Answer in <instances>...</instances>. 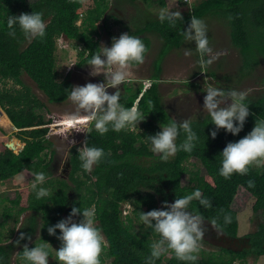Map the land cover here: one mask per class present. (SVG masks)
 Instances as JSON below:
<instances>
[{
  "label": "trees",
  "instance_id": "16d2710c",
  "mask_svg": "<svg viewBox=\"0 0 264 264\" xmlns=\"http://www.w3.org/2000/svg\"><path fill=\"white\" fill-rule=\"evenodd\" d=\"M136 1L92 0V5L85 9L84 0H0V82L12 81L22 86L21 89L0 87V106L17 129L16 137L22 142L20 150L5 146L0 151V182L4 183L26 170L33 174L42 171L47 176L42 186L48 189L47 196L41 199L31 194L26 198L25 205L22 204V195L12 200L14 207H17L15 216L11 208L5 210L4 217L12 218L15 222L18 216L26 212L30 214L12 242L5 243L0 234V264H13L14 255H17L16 263L26 264L22 256L25 244L31 248L35 244L46 243L51 257V246H61L57 238L60 230H56L57 235H50L47 227L55 225L65 215L69 216L74 206L83 209L93 205L97 226L107 241L100 255V264H106L107 260L111 264H145L150 245L159 239V234L140 220V212L159 209V205L164 208V201L174 202L177 197L191 194L197 189L201 197L192 200L190 209L199 213L218 237H228L236 247H221L219 251L200 249L198 259L194 262L181 261L172 250H168L155 260V264H237V261L239 264H248L249 257L264 256V166H251L246 174L234 173L230 179L219 174L220 153L227 143L247 135L256 120H264V91L260 95L247 94L246 103L249 104L250 114L238 135L216 129L208 114L189 119L199 136L197 146L192 152L179 151L167 162L161 161L159 155L151 151L146 140L147 136L161 130L162 123L175 120L163 105L157 79L169 52L186 43L181 32L187 29L191 16L209 20L216 18L230 27L232 46L240 55V75L250 77L264 65V0H201L192 4L189 10L181 12L183 20H178L175 26L167 21L161 23L158 15L151 13L139 17L133 28L127 26L131 35L140 37L145 43V57L152 47L151 34H157L165 43L155 61V81L145 92L144 86L139 85L136 89L126 87L128 95L123 96L126 107L137 102V108L145 119L139 130L130 127L116 132L110 128L103 135L92 124L84 142L87 140L90 146L102 147L110 155L89 173L80 167L78 148L74 147L69 157V178L54 177V143L48 138L49 122L39 113L46 108V103L24 84L22 76L27 74L49 103L66 102L73 83L69 77L59 80L57 40L65 36L80 43L81 59L78 66H84L101 46V24L107 29L113 3L135 4ZM158 2L166 8L165 0ZM33 11L43 14L47 24L46 35L27 40L18 27L15 37L9 35L8 17ZM210 74L213 77L217 75L215 71ZM212 130H217L215 138L211 136ZM3 133L0 125V135ZM183 139L181 134L177 142ZM143 159H148L149 164L143 163ZM191 159H197L205 173L200 169H189L187 163ZM187 174L190 176L188 186L183 185V178ZM249 180L254 181V186H249ZM56 184L59 187L56 188ZM240 187H244L255 198L254 212L262 211L263 214L257 230L244 237L238 235V215L232 208ZM203 198L209 200L210 207L200 204ZM127 204L131 205L132 212L124 215L123 207ZM225 214L231 216L230 223L224 222ZM81 219L82 214L76 216V222ZM213 220L217 223L213 224ZM22 232L26 238L20 240ZM17 240H20L19 244ZM49 264L61 262L49 261Z\"/></svg>",
  "mask_w": 264,
  "mask_h": 264
},
{
  "label": "clouds",
  "instance_id": "9594fccd",
  "mask_svg": "<svg viewBox=\"0 0 264 264\" xmlns=\"http://www.w3.org/2000/svg\"><path fill=\"white\" fill-rule=\"evenodd\" d=\"M158 19L161 23L167 21L168 24L175 26L178 20H183V16L179 10L162 9ZM7 26L9 35L15 37L18 27L27 40L43 38L47 28L43 14L38 11L10 15ZM181 35L185 41L195 42L201 67L211 65L223 54L214 52L210 46L207 25L201 18L192 15L190 24L186 30L183 29ZM146 52L147 48L143 40L128 32L122 33L119 37H113L110 47L107 45L98 47L88 59L87 64L91 66L92 76L103 73L106 82H88L85 85L72 86L68 91L67 99L87 115L84 118L74 116L68 119L65 122L67 127L88 132L85 129L91 121L95 130L103 135L110 128L120 132L138 125L145 116L138 110L137 102L131 107H126L121 102L119 85L129 80L131 66L142 63ZM185 54L190 55L191 50H186ZM138 82L139 85L145 86L143 92L151 84L150 79ZM109 87L115 88L116 91L109 93L107 90ZM203 91L206 92L203 108L216 129H224L233 135H238L250 114L249 104L246 103L247 93L237 89L218 88L206 82ZM2 113L3 110L0 108V114ZM181 134L184 139L178 143ZM216 135L217 130H212V138ZM146 140L150 144L151 151L158 154L161 161L167 162L179 151L192 152L199 142V136L193 130L190 120L184 119L179 122L172 120L162 123L161 130L147 136ZM75 143L73 140L72 144L75 145ZM108 155L110 153H106L102 147L90 146L87 140L82 147L78 148L80 167L89 173ZM220 155L222 159L219 174L225 179H230L234 173L246 174L251 166H264V120H256L253 129L238 141L228 142ZM46 180L47 176L44 172L34 173L31 189L36 199L47 196L48 189L42 186ZM248 183L250 187L254 186V181L249 180ZM200 197L201 192L197 189L191 194L177 197L174 202L164 201L162 209L140 212V220L152 228L154 233L159 234V239L154 240L150 245V254L146 257L145 264H155V260L168 250H172L176 258L181 261L194 262L198 259L197 253L201 248L205 221L199 213L190 209L189 205L194 198ZM200 204L205 207L211 206L207 198L200 199ZM80 214L82 219L75 222L73 217ZM231 219L229 214H225L226 224L230 223ZM212 223L217 222L213 220ZM57 229L60 230L57 238L61 241V246L55 249L56 260L61 264H100L105 240L102 230L97 226L94 205L83 209L74 206L67 218L47 227L50 235H57ZM25 238V233L22 232L20 240ZM27 239L30 240L31 237L28 236ZM20 240L16 243L19 244ZM22 256L26 264H49L50 253L46 243L35 244L31 248L25 244Z\"/></svg>",
  "mask_w": 264,
  "mask_h": 264
},
{
  "label": "rangeland",
  "instance_id": "374dc122",
  "mask_svg": "<svg viewBox=\"0 0 264 264\" xmlns=\"http://www.w3.org/2000/svg\"><path fill=\"white\" fill-rule=\"evenodd\" d=\"M165 1L167 4L166 8L161 7L158 0H137L135 4L123 2L113 3V9L108 15L111 18L107 29L101 24L103 37L100 44L110 47L113 37H119L122 33L128 32L127 26L133 28L135 23L138 22V18L144 17L147 13L158 15L162 9L185 12L190 9L191 4L198 3L201 0H191V4L187 6L184 4H175L172 0ZM91 5L92 0H84L85 9ZM203 20L207 25L210 46L213 48L214 52H222L223 54L209 65L208 68L205 66V68L201 67L199 64V54L195 50V42L186 41L181 48L172 50L165 57L162 63V72L157 79L163 105L167 113L178 122L184 119H197L207 114L206 110L203 108L204 96L206 95V92L203 91L205 82L222 89H237L244 91L253 96L260 95L264 91V81L262 80L264 76V65L257 68L250 77L241 76L239 69L241 65L240 55L237 49L232 46L229 34L230 27L222 20L220 21L216 18H211V20L203 18ZM150 38L152 40V47L144 61L137 66L132 65L129 70V80L119 85L122 103L124 102L123 96L128 95L126 87L130 88L133 86L131 88H138L140 84L138 82L139 80L150 79V83L155 81V61L160 51L165 47V43H163L162 39L155 33L151 34ZM81 47L82 45L80 43L71 41L65 36L57 40V69L59 80L69 77L73 85H85L88 82H106L105 74L101 73L98 76H92L90 74V65L85 64L81 67L78 66L81 59L79 56ZM186 50H191V54L186 55ZM212 71L217 73L216 77L210 74ZM22 80L26 86H29L30 89L46 103V108L40 110L39 113L49 122L50 134L48 138L54 143L53 149L55 150V154L53 156L52 173L55 178L67 179L69 178V172L63 174V171L66 167L65 165L68 164L70 151L74 147L80 148L83 146L87 132L69 128L65 122L74 116L77 118H84L87 113L83 110H78L69 100L64 103H49L45 95L38 89L37 85L27 74L22 76ZM133 81H135V85H133ZM145 84L148 83L145 82ZM140 86L143 85L141 84ZM0 87L21 89L22 86H18L12 81H7L5 83L0 82ZM107 90L109 93H114L116 91L115 88L111 87ZM230 102L231 101H229V103ZM144 119L141 120L138 125L132 126V128L139 130ZM91 124L92 122L89 121L85 129L86 131H88V127H90ZM53 125L59 126V128ZM1 127H3V125H1ZM5 130L6 131L0 135V151L5 146L7 147L8 144H14L12 141H15V146H17L19 144L18 141H20L16 137L17 130L14 127ZM73 140L76 142L75 145L72 144ZM141 161L145 164H149L148 159H143ZM187 166L189 169H200L202 173H205V169L197 159H191L187 163ZM33 178L34 174L32 172L24 171L4 183L0 182V234H2L1 239H3L5 243H10L14 240L25 218L30 214V212H26L21 216L17 215L18 221L15 222L12 218L4 217L5 210L11 208L12 214L14 216L17 214V207H14L12 200H15L19 195L23 196L22 204L25 205L27 203L26 198L34 194L31 189ZM183 185H190L189 174L184 176ZM55 186L56 188L59 187L57 184ZM71 197H73V194ZM254 204L255 198L252 194L244 187H240L232 204L233 210H235L238 215L239 237H244L256 231L258 225L263 220L262 211L254 212ZM130 206V204H127L123 207L125 210L124 215L131 214L132 207ZM159 209H162L161 205H159ZM67 217L68 216L65 215V218ZM73 219L76 222V216L73 217ZM205 232L207 231H204V242L200 243V249L219 251L221 247H236L233 245V240L228 237L224 239L223 237H218L217 234L208 236ZM104 240V244L107 245L105 237ZM59 247V244L51 246L52 256L49 257L50 263H59V261L55 259V249H59ZM16 257L17 255H14L13 264H18L16 263ZM106 264H111L110 260H107ZM237 264H239L238 261ZM248 264H264V256L260 258L249 257Z\"/></svg>",
  "mask_w": 264,
  "mask_h": 264
},
{
  "label": "bare ground",
  "instance_id": "6f19581e",
  "mask_svg": "<svg viewBox=\"0 0 264 264\" xmlns=\"http://www.w3.org/2000/svg\"><path fill=\"white\" fill-rule=\"evenodd\" d=\"M0 122H1V124H3V126H5L6 128H9V127H11V123H10V121L8 120V118H7V116L5 115V114H0ZM60 123H62V122H60ZM55 126V125H54ZM61 126H64V125H61ZM55 127H57V128H59V126H55Z\"/></svg>",
  "mask_w": 264,
  "mask_h": 264
},
{
  "label": "crops",
  "instance_id": "0c3cea01",
  "mask_svg": "<svg viewBox=\"0 0 264 264\" xmlns=\"http://www.w3.org/2000/svg\"><path fill=\"white\" fill-rule=\"evenodd\" d=\"M134 82H135V81H133V85H135ZM138 86H139V85H138ZM131 87H133V86H131ZM3 114L6 115V113H5L4 111H3ZM6 116H7V115H6ZM7 118H8V116H7ZM8 120L10 121L9 118H8ZM10 123H11V122H10ZM1 125H3V124H1ZM11 127H14V125L11 124ZM11 127H10V128H11ZM2 128H3L4 132L6 131L5 129H10V128H6L5 126H3ZM12 142L15 144V141H12ZM18 142H19V144H18L17 146H15L14 144H12V146H14V148H15L14 150H20V149H22V143H21L20 141H18ZM8 145H11V144H8ZM8 145H7V147H9ZM18 147H19V148H18ZM9 148H10V147H9ZM26 171H27V170H26ZM22 173H23V172H22Z\"/></svg>",
  "mask_w": 264,
  "mask_h": 264
},
{
  "label": "flooded vegetation",
  "instance_id": "af4514ba",
  "mask_svg": "<svg viewBox=\"0 0 264 264\" xmlns=\"http://www.w3.org/2000/svg\"><path fill=\"white\" fill-rule=\"evenodd\" d=\"M204 231H207V232H205V233H207L208 234V236H212V235H215V234H217V232L214 230V229H211V228H209V226H207L206 225V223L204 224Z\"/></svg>",
  "mask_w": 264,
  "mask_h": 264
},
{
  "label": "built area",
  "instance_id": "2783aa9c",
  "mask_svg": "<svg viewBox=\"0 0 264 264\" xmlns=\"http://www.w3.org/2000/svg\"><path fill=\"white\" fill-rule=\"evenodd\" d=\"M175 4H184V5H188L191 4V0H172ZM192 5V4H191ZM191 7V6H190ZM54 126V125H53ZM50 134V131H49ZM48 134V136H49Z\"/></svg>",
  "mask_w": 264,
  "mask_h": 264
},
{
  "label": "water",
  "instance_id": "95a60500",
  "mask_svg": "<svg viewBox=\"0 0 264 264\" xmlns=\"http://www.w3.org/2000/svg\"><path fill=\"white\" fill-rule=\"evenodd\" d=\"M8 146H9L10 149H12V150L15 149L14 146H12V144H11V145H8ZM9 147H8V148H9ZM69 168H70V163L68 162V164L66 165V168H65L66 170H64L63 173H64V174H67V173L69 172V170H70Z\"/></svg>",
  "mask_w": 264,
  "mask_h": 264
}]
</instances>
